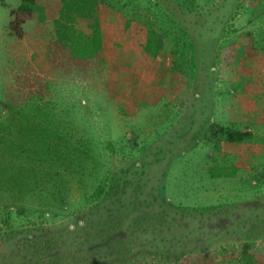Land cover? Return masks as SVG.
I'll list each match as a JSON object with an SVG mask.
<instances>
[{"label": "rangeland", "instance_id": "obj_1", "mask_svg": "<svg viewBox=\"0 0 264 264\" xmlns=\"http://www.w3.org/2000/svg\"><path fill=\"white\" fill-rule=\"evenodd\" d=\"M35 1L44 17L35 12L17 37L7 23L21 0H0V121L10 120L13 106L93 158L78 154L82 184L61 170L58 192L45 172L22 200L0 191V264H49L52 253L71 254V264L99 263L111 255L105 247L88 249V239L102 244L111 223L124 233L120 264H179L201 251H212L216 264H241L242 241L251 244L254 264H264V0H196L186 15L193 78L171 67L167 44L152 55L121 43L103 24L105 5L98 12L104 62L55 68L46 43L60 1ZM172 5L159 3L183 17ZM90 23L78 17L74 25L90 34ZM210 122L251 130L255 138L212 142ZM215 162L233 164L234 174L213 176L207 167ZM121 168L139 181L109 213L101 197L87 195L94 176Z\"/></svg>", "mask_w": 264, "mask_h": 264}, {"label": "trees", "instance_id": "obj_2", "mask_svg": "<svg viewBox=\"0 0 264 264\" xmlns=\"http://www.w3.org/2000/svg\"><path fill=\"white\" fill-rule=\"evenodd\" d=\"M59 1L60 11L54 19L55 32L46 43L47 58L53 67L64 66L62 62L70 61L74 69L86 70L89 62L94 58L104 62L101 55L104 38L102 29L103 24H106L121 43L131 42L152 55H156L161 46L167 44L174 55L171 67L185 76L191 78L195 76V43L188 33L186 15L195 10L196 0H170L173 3L172 9H180V13L184 14L180 18L171 16V8L166 12L163 7L159 6L161 0H146V4H143L144 0ZM101 5L109 9V18L103 21V24L98 15ZM11 12L12 18L8 21L7 28L9 33L17 37L23 34V25L32 18L35 12H39V18L44 17L43 5L35 0H21ZM78 17L91 20L90 34L84 33L74 25ZM9 108L10 120L6 124L0 121V191L10 192L14 197V202L19 198L22 200L30 193L33 195L36 186L39 185L38 174L46 179L41 175L45 172L49 175L50 187L54 188V192H58L57 185L61 184L65 178L61 170L64 172L67 170L72 176L70 179L74 178L82 184V174L76 168L79 164L78 154L87 153L88 149L66 140L51 125L40 122L41 120L36 121L34 117H29L13 106ZM208 127L211 131L212 142L245 141L253 139L254 136L251 130L239 129L224 123L210 122ZM88 156L93 158L90 154ZM207 169L213 176L216 174L229 176L234 174L236 166L221 165L215 162ZM126 170L123 168L116 172L108 170L100 177L94 176V187L87 197H101L98 201L107 202L106 208L109 213L112 210L111 205H123L124 191L137 180L133 181L132 173H126ZM93 171L91 168L88 173L92 175ZM98 201L91 200V202ZM123 236L124 233L111 223L106 236L101 241L102 244L94 239H88V249L96 250L94 249L96 246L97 248L105 247L111 255L104 261L99 263L94 261L92 264L123 262L125 244ZM1 244L0 241V246ZM240 245L242 248L238 260H241V264H254L253 252L250 251L251 244L248 241H242ZM70 255L52 253L48 255L49 261L47 262H50L49 264H71ZM64 256H66L65 262L60 260ZM214 257L212 251H201L187 255L179 264H216Z\"/></svg>", "mask_w": 264, "mask_h": 264}]
</instances>
